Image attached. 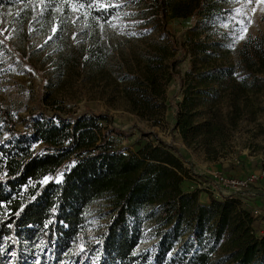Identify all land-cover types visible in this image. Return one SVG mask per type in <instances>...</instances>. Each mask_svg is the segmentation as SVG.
Listing matches in <instances>:
<instances>
[{
	"label": "trees",
	"instance_id": "16d2710c",
	"mask_svg": "<svg viewBox=\"0 0 264 264\" xmlns=\"http://www.w3.org/2000/svg\"><path fill=\"white\" fill-rule=\"evenodd\" d=\"M31 1L0 0V8L17 4L25 9ZM143 2L152 6L157 26L170 38L168 11L170 18L193 20L214 11L209 0ZM26 12L30 16L32 10ZM45 19L55 21L53 8ZM2 41L10 46L7 39ZM170 42L180 58L169 63L168 55L151 59L124 88L127 100L142 115L149 112L152 117L154 108H164L152 98L165 101L166 87L177 74L175 65L188 52L178 41ZM218 44L202 43L197 54L210 64L209 70L196 66L198 70L187 71L180 80L185 97L177 127L188 145L196 128L192 90L202 93L203 85L213 91L218 85L217 93L232 96L237 112L240 85L248 84L247 78L257 87L255 93L264 86V36L245 42L238 50V65L226 68L218 66ZM238 76L244 78L239 81ZM0 111L7 131L16 138L8 146L0 143V264H264V237L252 234L251 210L238 198L211 197L201 203L199 191H184L190 173L175 147L147 144L126 154L114 147L99 124L107 115H88V109L67 116L40 109L27 119L24 131L14 128L1 105ZM40 142L42 151L33 152ZM46 177L50 180L43 183ZM99 199L106 200L107 230L97 242L86 241L84 249L77 250L85 240L86 212ZM143 212L156 224L159 242L152 253L137 254ZM43 248L45 255L40 253Z\"/></svg>",
	"mask_w": 264,
	"mask_h": 264
},
{
	"label": "rangeland",
	"instance_id": "374dc122",
	"mask_svg": "<svg viewBox=\"0 0 264 264\" xmlns=\"http://www.w3.org/2000/svg\"><path fill=\"white\" fill-rule=\"evenodd\" d=\"M209 1L214 2V11L196 20L192 16L170 18L167 12L166 30L188 52L175 65L177 74L166 87L165 101L152 98L153 103L164 105L154 108L152 117L136 110L124 88L140 76L151 59L168 55L169 63L180 58V51L173 49L171 38L157 26L151 5L143 0H102L103 4L121 6L97 10L88 7L89 0H32L25 9L17 4L0 8V105L18 131L26 130L27 119L40 109L47 115H78L86 109L91 111L88 115L104 113L107 117L99 124L117 150L136 153L147 144L160 143L175 147L190 173L184 181L195 183V176L204 179L212 172L234 177L253 173L264 156V86L255 93L257 87L247 78L248 84L240 85L236 112L232 96L217 93L218 85L213 91L201 85L202 93L192 90L196 128L189 136L191 144L184 142L177 127L178 108L185 97L181 78L187 71L198 70L196 66L210 69L203 56H197L201 44L218 42V66L226 68L238 65V50L245 42L264 36V0ZM81 4L85 7L80 8ZM50 8L55 12L52 24L45 19ZM243 78L238 76L239 81ZM0 132V143L5 146L16 139L7 131L1 111ZM42 149L41 142L32 147L33 152ZM49 180L46 177L42 182ZM194 185L187 190L194 191ZM148 214H140L137 254L152 253L159 242L156 224ZM86 219L85 240L77 250L84 249L86 241L97 242L107 230L106 200L96 201L87 210ZM40 253L47 254L45 248Z\"/></svg>",
	"mask_w": 264,
	"mask_h": 264
},
{
	"label": "built area",
	"instance_id": "2783aa9c",
	"mask_svg": "<svg viewBox=\"0 0 264 264\" xmlns=\"http://www.w3.org/2000/svg\"><path fill=\"white\" fill-rule=\"evenodd\" d=\"M194 191H205L211 193L216 199L224 197L238 198L245 204L254 202L259 197L255 191V185L264 181V156L261 157L259 168L244 177H234L223 172H212L206 178L194 177ZM193 188V187H192ZM253 217L252 234L257 238L264 237V208L254 206L251 209Z\"/></svg>",
	"mask_w": 264,
	"mask_h": 264
},
{
	"label": "crops",
	"instance_id": "0c3cea01",
	"mask_svg": "<svg viewBox=\"0 0 264 264\" xmlns=\"http://www.w3.org/2000/svg\"><path fill=\"white\" fill-rule=\"evenodd\" d=\"M188 181L185 180L182 184L183 189L186 192H189V190H187L188 187H191L193 184H195L192 180H188ZM255 186L257 187V188H255V191L259 192V197L257 199H255L254 202L250 201V202L245 204L250 210L254 206H260V207L264 208V181L257 183ZM211 197L212 196L209 195L207 192H200V200L202 203H209Z\"/></svg>",
	"mask_w": 264,
	"mask_h": 264
},
{
	"label": "snow or ice",
	"instance_id": "6c2138e0",
	"mask_svg": "<svg viewBox=\"0 0 264 264\" xmlns=\"http://www.w3.org/2000/svg\"><path fill=\"white\" fill-rule=\"evenodd\" d=\"M249 2H251V0H249ZM121 5L119 4H103L102 3V0H89V3H88V7L89 8H92V7H96L97 10H99V8H104V9H107L108 7H120ZM80 8H83L85 7L84 4H81L79 5ZM77 8L76 7H73V11H76ZM238 14H239V10H237ZM55 31V29L53 30ZM246 31V29H245ZM244 37L243 36H240V39H243Z\"/></svg>",
	"mask_w": 264,
	"mask_h": 264
}]
</instances>
